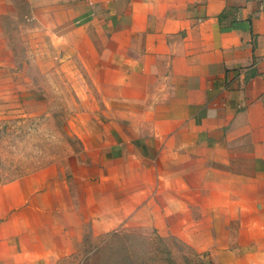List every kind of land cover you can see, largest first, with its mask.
Masks as SVG:
<instances>
[{"label":"crops","instance_id":"1","mask_svg":"<svg viewBox=\"0 0 264 264\" xmlns=\"http://www.w3.org/2000/svg\"><path fill=\"white\" fill-rule=\"evenodd\" d=\"M27 1L34 22L73 52L70 64L93 58L82 64L100 94L106 140L88 156L93 165L102 153L101 179L112 163L120 180L131 170L150 193L194 191L203 203L215 193L228 206L223 222L252 221L245 254L264 264V0ZM14 5L0 0V72L12 75L1 19L14 17ZM2 134L0 264H58L87 216L68 179L10 165Z\"/></svg>","mask_w":264,"mask_h":264},{"label":"rangeland","instance_id":"2","mask_svg":"<svg viewBox=\"0 0 264 264\" xmlns=\"http://www.w3.org/2000/svg\"><path fill=\"white\" fill-rule=\"evenodd\" d=\"M12 1L14 17L1 19L16 54L13 75L0 72L3 157L19 169L23 163L26 171L68 179L79 216H87L76 246L58 264H257L244 249L252 221L223 222L219 215L224 218L228 206L215 193L203 203L194 191L142 190L131 170L120 180L113 154L109 179H101L102 153L93 165L88 156L106 140L100 94L82 64L89 67L93 58L83 53L81 64H70V48L34 22L38 10L27 0ZM68 185L62 182V189Z\"/></svg>","mask_w":264,"mask_h":264}]
</instances>
